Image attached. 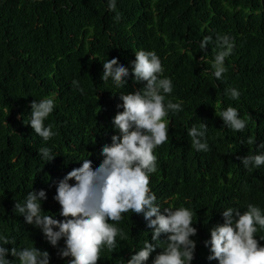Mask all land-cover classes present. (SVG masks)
<instances>
[{
	"label": "trees",
	"instance_id": "1",
	"mask_svg": "<svg viewBox=\"0 0 264 264\" xmlns=\"http://www.w3.org/2000/svg\"><path fill=\"white\" fill-rule=\"evenodd\" d=\"M106 5L107 0H0V235L14 239L17 248L47 250L50 264H67L69 258H59L41 232L12 211L14 202L44 189L45 214L59 218L55 182L78 167L81 156L100 162V147L111 142V119L120 110L116 93L142 87L131 79L124 89L103 82L102 62L116 56L130 67L136 51L152 50L173 81L166 101H183V111L168 116L169 139L154 150L157 172L149 187L163 206L194 210L192 264H216L206 259L203 241L223 222L220 211L233 206L243 212L249 203L264 209V167L249 173L240 160L264 141V0H117L116 12ZM217 34L235 43L222 80L213 77L209 63L214 45L199 50L204 36ZM230 87L240 91L238 100L225 94ZM51 94L56 108L45 124L57 135L44 142L26 122L31 102ZM229 106L249 119L244 132L224 127L216 115ZM201 121L208 126L207 152L192 148L185 127ZM249 137L254 145L247 144ZM43 146L57 154L51 162L40 158ZM114 223L126 238L117 237L115 252L102 250L97 264H120L150 238L140 215L126 213Z\"/></svg>",
	"mask_w": 264,
	"mask_h": 264
},
{
	"label": "clouds",
	"instance_id": "2",
	"mask_svg": "<svg viewBox=\"0 0 264 264\" xmlns=\"http://www.w3.org/2000/svg\"><path fill=\"white\" fill-rule=\"evenodd\" d=\"M106 7L116 12L117 0H107ZM119 19L117 12L116 20ZM210 44L216 49L214 59L209 61L212 75L222 80L227 71L225 61L234 51V39L228 34H217L215 38L207 35L199 41V50L207 52ZM134 57L130 67L116 56L102 62L100 79L103 82L110 80L115 89H124L131 79L142 87L116 93L119 100L116 108L120 110L111 119L114 130L111 142L100 147V162L94 165L89 154L81 156L76 160L79 166L55 182L53 199L59 205V218L55 213L45 214L42 205L47 193L44 189L28 191L22 201H15L13 205L12 211L38 229L57 249L59 258H69L67 264H97L102 250L115 252L117 237L121 241L126 237L114 222H120L126 213L142 216L150 238L143 241L142 247L131 249L129 258H121L120 264H148L150 257L151 264H192L195 259L197 242L193 237L198 230L194 226L197 221H194V210L163 206L149 187L150 176L157 172L154 150L168 141V116L183 111V101H166L173 92V81L164 76L161 59L155 51L141 49ZM72 86L84 92L78 80H73ZM225 94L234 101L241 95L235 87L227 88ZM55 108V94L30 104L26 124L44 142L57 135L52 124H45ZM216 115L233 132H244L249 124V119L241 117L236 107L221 108ZM185 127L194 150H210L208 126L204 122L190 127L185 122ZM255 143V138L247 139V144ZM38 154L44 163L57 155L46 146L40 147ZM240 160L249 173L264 167V141ZM220 215L223 222L211 227L209 237L203 241L208 249L206 259L216 264H264L261 243L264 236H257L264 230V209L249 203L243 212L228 206ZM14 245V239L0 235V264H50L47 250Z\"/></svg>",
	"mask_w": 264,
	"mask_h": 264
}]
</instances>
